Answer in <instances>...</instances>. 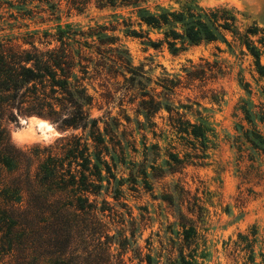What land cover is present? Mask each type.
Here are the masks:
<instances>
[{"label":"trees","instance_id":"trees-1","mask_svg":"<svg viewBox=\"0 0 264 264\" xmlns=\"http://www.w3.org/2000/svg\"><path fill=\"white\" fill-rule=\"evenodd\" d=\"M153 4L155 0H0V8L9 9L15 19L59 23L55 32L35 29L0 39V263L8 258L13 264H133V258L124 256L131 251L134 223H130V238L119 232L111 235L109 198L118 204L124 186L133 185L127 191H137L139 178L148 185L150 168L154 177L158 175L154 165L159 156L155 152L149 161L147 152L158 151L159 146L149 149L145 143L140 154L135 133L145 141L147 132L157 137L154 120L165 112L167 116L160 118L167 132L201 151V159L215 148V130L203 115L207 110L201 101H224V91L210 86L228 75L227 66L219 61L192 64L183 68V75L165 73L152 86L142 67L134 66L129 52L109 34L119 23L83 29L61 25L63 14H84L93 6L126 10V38L154 50L167 46L174 55L188 45L220 43L231 56H251L255 72L264 79V28L256 23L241 28L238 11L227 6L207 8L197 0H182L178 8ZM112 18L122 20L123 16L116 13ZM151 33L160 37L153 40ZM119 77L126 86L115 89L112 81ZM243 83L239 81L249 99L242 100L238 109L249 127L239 124L236 131L264 155L260 130L264 110H256L250 86ZM94 84L103 91L100 98L107 105L116 90L125 91L123 97L133 111V118L126 116V122L135 126L126 143L119 137L120 120L111 111L93 115L97 107ZM185 91L198 96L193 100L186 96L183 101ZM25 116L48 120L60 137L43 147L15 146L9 125ZM170 160L176 167L184 164L172 154ZM118 167L128 171V179L118 178ZM163 201L174 204L170 196ZM187 213L196 215L189 207ZM178 216L180 229L169 239L170 250L159 257L164 264H198L199 258H205L207 241L196 221L180 212ZM257 235L256 230L238 234L231 247L235 261L241 258L243 264H256ZM137 251L139 264H154L151 254L143 257Z\"/></svg>","mask_w":264,"mask_h":264},{"label":"rangeland","instance_id":"rangeland-1","mask_svg":"<svg viewBox=\"0 0 264 264\" xmlns=\"http://www.w3.org/2000/svg\"><path fill=\"white\" fill-rule=\"evenodd\" d=\"M180 1L182 0H155L153 6L178 8ZM197 2L207 8L220 6L234 8L239 13L238 20L241 28L252 23L264 28V0H197ZM116 13L123 16L122 20L112 18ZM11 14L9 9L0 8V39L7 40L35 29L55 32L59 24L57 20L42 24L39 20L33 22L15 19L11 17ZM123 20L126 22V10L114 11L93 6L84 14L73 13L70 17L63 14L60 24H73L75 27L88 29L104 24L115 27L119 23L117 30L109 34L115 36L118 44L129 52L134 66L142 67L145 77L152 80V86L153 82L165 73L183 75L184 67L204 64L206 61L222 62L229 72L225 78L210 86V88L224 91V101L220 104L201 101L202 106L207 110L203 115L209 117L216 134L215 148L207 152L208 158L201 159V151L193 150L191 145L171 137L160 118L167 116L165 112L154 120L158 125L157 137L147 132L145 141L140 134L135 133L140 154L145 152L143 147L145 143L149 149L154 145L159 146L158 151L147 152L149 161H153V153L156 152L159 156L154 165L158 175L154 177V171L150 168L148 185L139 178L138 184L134 187L137 191H127V188H131L130 186L133 188V185L124 186L125 193L118 204L109 198L113 207L112 217L109 220L113 223L110 225L111 235L119 232V235L130 238V223H134V238L129 246L131 251L125 254V260L131 257L134 259L133 264H139L134 254V251L138 250L137 252H140L143 257L151 254L154 264H164L165 259L159 256L164 250H170L169 239L174 238L180 229L177 221L180 212L187 219L196 221L202 236L207 241L205 258H199L198 264H243L241 258L235 261L232 257L231 247L239 233L248 234L252 230H256L258 234L256 264H264V155L260 151L253 150L236 131L239 124L249 127L244 121V115L238 109L242 100L249 99L242 85L239 84L240 80L244 82L243 84H249L252 92L251 99L258 107L256 110H264V79L259 78L255 72L252 57L239 53L235 57L231 56L225 45L220 43L188 45L176 55L172 54L167 46L161 50L146 48L140 40L126 38ZM150 37L155 40L160 36L151 33ZM217 48H220L222 52H219ZM262 64L264 65V56ZM112 83L115 84V89L126 86V81L122 77ZM93 87L97 91V93L92 91L97 98V107L102 108L99 110L95 107L93 115L100 117L107 111H111V116L120 120L119 137L126 143V138L129 139L135 126H128L126 122V116L133 118V111L126 97H123L125 91L116 90V93H113V99L107 105L102 103L100 98L103 91L97 84ZM186 96L193 100L198 94L185 91L181 99L185 101ZM190 118L196 121L194 116L191 115ZM34 120L32 116H25L21 117L17 123L9 125L11 141L15 146L43 147L60 137L61 134L53 125V130L46 131ZM101 126L103 127V124ZM260 130L264 133L262 126ZM123 145L126 146V144ZM171 154L182 160L184 163L182 167H176L172 163ZM140 157L143 159L142 155ZM165 162H170V166L165 165ZM171 168L173 170H170ZM117 173L118 178H129L128 171H125L124 167H118ZM148 186L151 191L148 190ZM169 196L174 200L173 205L163 201ZM188 207L196 212L195 216L192 217L187 213ZM199 207L202 208L201 219L198 218ZM119 240L117 238L114 242ZM115 248L118 249L119 246L113 245V249ZM0 264L13 263L6 258ZM144 264L147 263L144 262Z\"/></svg>","mask_w":264,"mask_h":264},{"label":"bare ground","instance_id":"bare-ground-1","mask_svg":"<svg viewBox=\"0 0 264 264\" xmlns=\"http://www.w3.org/2000/svg\"><path fill=\"white\" fill-rule=\"evenodd\" d=\"M34 121H36L37 125L40 127V128H45L46 131H51L53 130L52 128V125L49 124L48 122L44 121V120H38V119H35Z\"/></svg>","mask_w":264,"mask_h":264},{"label":"water","instance_id":"water-1","mask_svg":"<svg viewBox=\"0 0 264 264\" xmlns=\"http://www.w3.org/2000/svg\"><path fill=\"white\" fill-rule=\"evenodd\" d=\"M32 118H34V119H38V120H44V121H46V122H48V123H49V121H48V120H46V119H44V118H41V117L32 116ZM49 124H50V123H49Z\"/></svg>","mask_w":264,"mask_h":264}]
</instances>
